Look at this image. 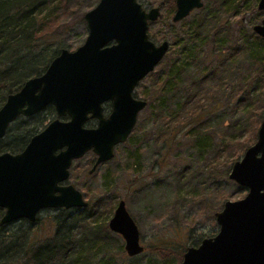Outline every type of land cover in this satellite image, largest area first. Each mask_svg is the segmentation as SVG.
I'll list each match as a JSON object with an SVG mask.
<instances>
[{
  "label": "water",
  "instance_id": "1",
  "mask_svg": "<svg viewBox=\"0 0 264 264\" xmlns=\"http://www.w3.org/2000/svg\"><path fill=\"white\" fill-rule=\"evenodd\" d=\"M204 7L203 0H176L174 23ZM258 11L264 12V0ZM159 8L146 11L138 0H100L85 15L88 37L76 51L63 50L47 71L9 95L0 109V142L20 117L52 106L57 119L35 135L19 154H0V227L18 221L35 224L46 210L86 209L83 194L68 184L76 161L93 153L90 174L115 158V149L133 133L147 102L134 97L170 50L155 44L150 23ZM264 39V20L252 28ZM111 104L106 116L105 105ZM67 119V120H63ZM97 121L95 128L87 123ZM229 179L247 190L242 200L227 201L216 214L219 232L188 248L179 264H264V119L257 142L234 163ZM125 241L128 257L142 255L139 228L124 201L109 222Z\"/></svg>",
  "mask_w": 264,
  "mask_h": 264
},
{
  "label": "rangeland",
  "instance_id": "2",
  "mask_svg": "<svg viewBox=\"0 0 264 264\" xmlns=\"http://www.w3.org/2000/svg\"><path fill=\"white\" fill-rule=\"evenodd\" d=\"M216 1L203 0L202 9L194 11L182 22L174 23L176 0L175 8L171 5L172 0H138L146 11L154 8L161 10L160 18L149 25L150 39L157 45L165 41L170 43V50L164 60L134 91L136 99L149 104L146 98L148 97L151 104L140 113L130 142L115 149V158L112 161L90 174L96 156L89 153L76 161L71 169L68 184L80 191L84 199L91 204L90 207H94L90 213L95 212L99 216L109 204L115 206L107 222L108 228L121 201L125 202L128 212L136 222L145 251L133 262L125 252L124 239L109 229L111 236L116 240L118 238L123 246L125 256L118 258L122 264H171L173 257L164 260L156 256L151 249L158 247L168 252L186 253L188 248L199 246L204 239L218 234L216 214L222 211L224 204L227 201L242 200L247 195V190L231 181L229 175L234 163L241 161L245 152L257 142L258 131L256 137H251L249 132L242 133L241 126L245 116L235 110L237 100H230V97H223L218 92L216 104L209 108L205 117L199 119L197 125L183 124L182 127L181 123L175 121L171 124L175 130L168 136L167 122L178 112L177 107L180 102V105L183 104L185 96L182 94L172 98L165 95L163 85H157L159 79L166 77L169 64L181 59V49L176 41L183 38L185 24L190 25L193 20L203 17L206 11H217L214 6ZM99 2L100 0H68L67 11L56 15L60 23L59 28L37 40L35 45L50 51H55L60 46L67 47L71 52L76 51L88 37L85 15L95 9ZM260 13L259 18L247 15L243 26L239 25L240 13L238 17L229 18L227 21L231 24V29L236 32L242 29L243 32V27L251 21L257 25L264 20V12ZM251 35L242 33L240 37L242 36V40L259 54L263 53L264 42H256ZM211 62L213 61L204 67V77L196 81L198 88L204 80L207 83H216L215 79L220 78H225V82L228 80L227 74L220 77L221 73H214L223 69L220 62ZM195 66H190L189 74L197 71ZM249 68L252 81L248 79V86L252 90L258 83L263 85L264 66L259 64ZM243 75L246 76V73ZM236 76L238 77V73ZM230 78V83L224 86L228 92L233 85V78ZM260 89L263 92L259 106L264 108V85ZM221 92L223 93L222 89ZM251 92L240 95L242 99H247L249 96L253 97ZM109 106L111 107V104L105 105V108ZM57 118L56 114L50 122ZM247 119L250 121L251 116ZM193 127L200 132L190 134ZM226 134H234L238 143L247 145L246 148L241 150L230 146L231 152H225L223 140ZM197 137H201L207 144L203 149L199 146ZM221 152L223 156L220 155ZM230 153L232 156H229ZM56 211H43L39 215V221L32 225L25 221L14 222L10 224L7 232L18 235L24 232L29 236L31 244L39 245L53 237L56 229L54 219L59 215ZM101 222L103 219L98 223ZM102 259H105L104 255L98 257V260Z\"/></svg>",
  "mask_w": 264,
  "mask_h": 264
},
{
  "label": "trees",
  "instance_id": "3",
  "mask_svg": "<svg viewBox=\"0 0 264 264\" xmlns=\"http://www.w3.org/2000/svg\"><path fill=\"white\" fill-rule=\"evenodd\" d=\"M258 2V0H217L214 5L217 11L211 13L206 11L203 17L193 20L190 25L185 24L183 38L176 41L181 49V59L174 64L170 63L166 77L157 81V85L164 86L165 95H170L172 98L182 94L185 96L183 104L180 105V102L177 107L178 112L174 113V117L167 122L168 136L175 130L171 126L175 121L181 123L182 127L183 124L195 126L199 119L205 117L209 108L216 104L217 93L220 92L223 97L228 96L230 100H237L235 110L245 116L241 126L242 133L249 132L251 137H256L258 126L264 118V108L259 106L263 92L260 87L264 83L261 86L258 83L252 90L249 88L248 79L252 81L249 67L259 64L264 66V52L259 54L242 40L240 34H252L256 42H264V39L253 32L254 21L246 24L243 32L242 29L236 32L231 29V24L227 20L238 17L240 13L242 17L239 16V25L243 26L247 15L251 14L259 18L261 13L258 11ZM171 5L175 8V0H172ZM67 8L68 0H0V109L9 95L19 92L28 80L43 75L52 61L63 50H67L65 46L50 51L48 48L43 49L42 46L35 45L37 40L54 33L56 28H59L60 23L56 15L66 12ZM210 61H213L211 64L220 62L223 69L214 73H221L220 77L227 74L228 80L225 82V78L215 79L216 83H207L204 80L198 88L196 81L204 77L206 72L204 67ZM191 65H196L197 71L189 74L188 69ZM244 72L246 76L243 75ZM237 73L239 78L236 76ZM230 77L233 78V85L228 92L224 86L230 83ZM246 92H251L253 97L242 99L240 94ZM146 98L151 104L148 97ZM105 113L106 116L111 113L110 106L105 108ZM55 115V109L50 106L33 117H20L10 126L6 137L0 142V154L23 152L30 140L42 132ZM250 116L249 121L247 118ZM96 126L97 121L91 120L87 123L88 128ZM197 130L193 127L189 133L200 132ZM132 136L133 133L125 144L130 142ZM235 138L234 134L225 135L223 140L225 152H231L230 146L241 150L246 148L247 145L238 143ZM197 142L202 149L207 145L201 137H197ZM229 156L232 154L230 153ZM114 208V205L109 204L105 212L99 216L95 212L90 213L94 209L93 206L83 210L59 209L56 211L59 215L54 219L56 229L53 237L39 245L31 244L29 236L24 232L20 233L21 235L8 233L10 224L2 226L0 227V264H22V262L25 264H122L118 258L125 256L123 246L120 245L117 237L114 236L116 240L111 236L107 226ZM3 215L4 211L0 209V220ZM100 219H103V222L98 223ZM25 223L29 222L25 221ZM151 251L164 260L173 257L174 261L171 264L181 262L185 253L168 252L158 247L152 248ZM100 255H104L105 259L98 260ZM136 259L138 258L129 260L133 262Z\"/></svg>",
  "mask_w": 264,
  "mask_h": 264
}]
</instances>
